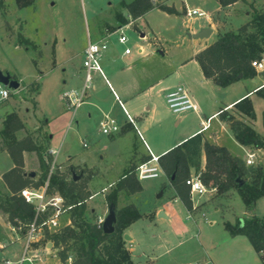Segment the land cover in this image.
Masks as SVG:
<instances>
[{
  "label": "rangeland",
  "instance_id": "obj_1",
  "mask_svg": "<svg viewBox=\"0 0 264 264\" xmlns=\"http://www.w3.org/2000/svg\"><path fill=\"white\" fill-rule=\"evenodd\" d=\"M121 1L131 2L132 0H34L31 6L23 9L18 8L15 0H6L5 9H0V68L3 72H9L24 81L21 83V86L24 87L23 90H13L9 100L0 101V131L4 127L7 115L15 112L26 126L25 131L17 134L18 139L24 135L32 134L33 137L34 135L36 137L39 134L38 143L44 145L45 138L47 136L52 137V146L59 152L58 164L66 163V158L69 156L68 158L72 160L74 165H81L74 167L75 171L78 176L86 177L88 189L89 183L92 184V193L94 194V198L91 197L88 202L89 212L91 209H95L97 213L101 214L104 210V195H108L114 189L116 180L122 176L129 166L132 146L127 144L126 140H118L117 137L115 138L116 142H114L115 139L112 136H116L117 133L113 135L103 134L100 115L97 111H93V109L90 111L91 118L87 115L88 107L86 106L79 108L75 113L74 109H68L67 103L61 96L63 92L76 90L80 93L84 89L86 70L83 67L84 57L82 52L90 40L96 42L101 40L110 41L111 39V43L116 49L125 47L118 45L120 30L116 31L122 27L117 14L126 13L119 4ZM154 1H156L155 4H170V0ZM175 2L181 11L178 17L172 16L171 19H165L159 18L155 14L151 17L154 18L155 24L159 27L163 24L162 38L169 41L165 44L167 51L165 57L156 52L154 53L156 61L164 62L166 70L171 72L175 70L179 61L190 52L191 43H194L187 37L188 29L198 28L206 24L204 18L194 17L196 19L192 20L187 18V11L199 8V10L211 13L215 19L218 17L223 18L225 14L224 12L218 14L215 11L218 6L213 0H175ZM252 6L262 9L264 0L240 1L226 16L225 28H238L244 24L249 19L247 14L249 11L252 12ZM126 17L132 21L131 17ZM166 25L172 27L167 32L165 31ZM124 32L130 39L128 46L131 47L133 53H138L140 46L150 47L149 35L146 34V40L144 37L142 39L141 34L144 32L134 29L131 22L129 27L124 28ZM20 33L30 39L37 46V49L20 45L18 39ZM182 37H185L184 42ZM111 48L114 49L109 42V49ZM55 51L58 53L57 60L55 59ZM114 54L109 50L104 53L100 61L102 69L104 68V61L107 60L109 55ZM102 76L101 72L93 73V81L87 90L88 95L93 93L94 88H97L99 90L103 89L102 93L104 92L108 96L109 92H106L108 84ZM38 78H40L39 83L42 84L40 95L37 93L38 91L31 89L30 85H25ZM64 81H66V84ZM171 84L176 87L177 81H172ZM246 88L250 91L254 88L249 79H245V81L232 86V88L220 89L219 94L216 95L219 103L213 102L211 108L207 110L206 116L218 111L220 104L236 103L242 96L240 92L246 90ZM37 96L36 100L39 105L36 111L35 98ZM252 102L256 116L255 126L258 133L264 138V99L253 92ZM146 113L147 111L144 115ZM159 114L161 117L159 123L153 125L148 133L144 132V129L138 125L139 132L142 133V139L138 145L142 152L147 153L146 148L151 146L150 136L154 140L161 141L165 139L167 141V139L177 140L178 137L185 134V131L189 132L195 128L199 132L201 131L199 118L194 112H188L184 115L185 119L181 127L176 126V116L173 115L167 104L159 105ZM36 125L39 128L30 132ZM212 125L211 132L220 133L218 142L227 147L231 153L239 157H246L247 150L236 143L227 126H224V131H221L223 125L217 121ZM84 143L87 144V147H84ZM45 159L49 162L50 172L59 169L58 166L54 165V158L50 156L49 147L46 149ZM146 159H138L134 163L138 166ZM10 161V159L0 155V168L2 170L8 168ZM255 162L256 164L252 167H260L264 173V152L257 154ZM85 163L90 168H83L82 166ZM35 169L37 172L34 178L37 181L42 176V170L38 165ZM68 170H70L69 167L64 171ZM247 179L249 182L252 180L251 174H248ZM160 183V179L141 182L142 191L132 197V202L140 212L148 213L158 203L155 193ZM0 192L4 195H10L5 186H1ZM120 195L123 196L124 193ZM197 197L195 198L197 199ZM127 201L126 196V201H122V203L126 204ZM219 202L222 203L223 208L228 209L225 214L229 217L233 215L243 220L250 219L251 215V218L264 216V196L257 201L252 213H247L241 196L236 192H232L229 197H224ZM122 203L120 206H122ZM207 206L209 208L215 207L213 203H208ZM208 218L212 217L208 216ZM67 219H69L68 211L62 216L63 227H65ZM4 220L8 222V217L4 216ZM16 230L20 232L18 229ZM163 230L164 227H156L147 218L138 221L130 229V235H133L135 240L132 244L134 254L136 256H146L149 259L159 258L156 264H164L165 262L168 263L170 257L180 256L183 249L190 250L191 248L192 250L195 244L194 241H187L183 246H178L179 240L168 237L163 233ZM130 235L127 236L130 237ZM188 238L189 235L186 236V239ZM47 241L45 235L41 245L44 247ZM20 246L18 243L11 249L9 248L2 254V257H11L15 251L20 249ZM172 247L171 256H167L165 251ZM2 257L0 256V264H4L1 261ZM186 261L191 264H201L200 258L192 255H188ZM70 263L72 261L68 259L65 264ZM37 264L63 263L55 253L50 252L45 255L44 263L38 261Z\"/></svg>",
  "mask_w": 264,
  "mask_h": 264
},
{
  "label": "trees",
  "instance_id": "obj_2",
  "mask_svg": "<svg viewBox=\"0 0 264 264\" xmlns=\"http://www.w3.org/2000/svg\"><path fill=\"white\" fill-rule=\"evenodd\" d=\"M5 1L0 0L1 10L5 9ZM217 1L226 7L240 0ZM15 2L18 8L23 9L31 6L34 0H15ZM120 5L133 20L141 18L154 8L170 15L179 14L173 6L154 5L152 0H133L128 4L121 2ZM251 8V21L237 31L221 35L215 43L195 57L205 77L212 79L222 88L241 79L254 77L257 71L252 66V62L264 59V9H257L254 6ZM117 18L122 27L131 22L122 12L117 14ZM18 39L20 45L37 49V46L22 33L19 34ZM240 76L242 78H239ZM30 86L31 89L38 91V83L33 82ZM257 94L264 99V87L260 88ZM235 107L238 112L250 120L256 119L249 96L239 101ZM219 116L230 124L235 139L240 145L253 150L264 149V138L252 125L236 119L224 109L219 112ZM24 129L25 124L22 119L13 112L7 115L4 127L0 131L1 150L7 151L15 164L12 170L3 175V181L10 195L0 192V211L8 216L9 223L16 228L22 227L23 232L27 231V226L36 218V210L33 205L26 203L21 196V191L25 188H40L48 181V192L59 194L65 199V209L71 221V224L56 233L45 231L46 239L52 242L54 248L58 250V256L63 264L68 259L72 260V264H138L133 261L126 246L125 231L142 219L143 214L133 204L119 207L118 203L121 193L130 196L142 191V185L137 177V169L141 164L137 166L132 160L117 180L114 189L106 195V203L115 217L114 231L106 233L103 226L98 227L96 224V215L89 212L88 201L92 194L88 189L86 177L81 176L75 180L73 178V173H76L74 167L64 172L57 169L51 173L49 162L45 159L49 144L48 136L44 140V145L39 144L32 134L18 139L17 134ZM25 152L37 155L42 170V176L37 181L26 175ZM203 153L206 157L205 171H201ZM151 160L152 157H148L145 163ZM158 162L177 197L189 210L193 208V201L186 181L191 176L192 168L200 175L207 188L216 189L217 195L236 191L249 211L264 196L262 168L247 166L244 160L233 156L225 147L204 141L200 134L174 147L159 157ZM248 174H251L250 182L247 179ZM239 178L245 180L246 184L240 186L237 182ZM47 216H43L40 222L44 221ZM225 228L231 236H246L257 253H264V217L238 219L234 224L226 222Z\"/></svg>",
  "mask_w": 264,
  "mask_h": 264
},
{
  "label": "crops",
  "instance_id": "obj_3",
  "mask_svg": "<svg viewBox=\"0 0 264 264\" xmlns=\"http://www.w3.org/2000/svg\"><path fill=\"white\" fill-rule=\"evenodd\" d=\"M153 1L154 0H152V2ZM213 1L218 6L215 11H217L218 14L222 12L225 13L223 18L218 17L217 19H215L211 13H207L203 11L208 15V18H205L206 24L201 25L198 28L192 27L188 29L187 37L191 42L194 43H191L190 52L179 61L175 70L172 72L166 70V66H164L165 65L164 62L156 61L157 59L154 53L156 52L161 56L165 57L167 54L165 44L168 43L169 41H167L165 38H162L163 24L159 27L157 24H155L154 18L151 17L154 14L159 18H165V19H171L172 16L178 17L181 11L180 8L176 6L175 0H170L169 1L170 4H168L167 6L170 7L173 6L179 12L178 15H170L157 8H154L148 13H146L144 16H142L141 18H138L136 20L132 19L131 26H133L134 29H138L144 32L141 34L142 39L144 37V39L146 40L147 38L146 34L149 35L148 40L150 42L149 43L150 47L145 48L144 46H140L138 53H133L132 51V54L127 56L124 55V50L126 47L124 48L121 47L119 49H116L114 45H112L110 39L111 47H113L114 49L111 48L109 49V51L115 54L111 56L109 55L107 60L104 61L103 69L105 70L103 71L102 69L103 71L102 77L103 79H105L106 83L108 84V87L106 89V92H109L108 96H106L104 92L102 93L103 89L99 90L97 88H94L93 93L87 96V98L79 108L83 106L88 107L87 115L89 116V118L92 117V114L90 113L92 109L93 111L94 110L97 111V113L100 115L99 116L100 125L105 121L107 117L117 122L121 130L119 133L116 134V136L113 135L112 138L115 139L117 137L118 140H126L127 144L132 146V154L130 156L129 164L132 160L137 161L138 159L142 160L148 157L159 158L168 151H170L171 149H173L174 147L184 143L186 139H189L197 134H200L203 137L204 141H207L219 147H225L220 142H218L220 140V133L211 132L213 126L212 124L215 121L223 125L221 131L222 130L224 131V126H227L232 137L236 141L234 133L231 130L230 124L228 122L223 121L219 116V112L222 109L231 113L233 116L236 117V119L252 125L254 129L257 131L255 126V120H250L249 118L238 112L235 105L246 96H249L252 100V93L253 92L257 93V91L260 88L264 87L263 72L257 71V74L254 77L249 78L251 85H254L252 91L248 90L247 88L244 91L242 90V92H240L241 93L240 95L242 96L237 100L236 103L220 104V106H218V111H215L212 115L206 116V112L208 109L211 108L212 103L218 102L216 95L219 94L220 89H222V87L218 86L212 79H208L205 77L195 57L201 51L205 50L213 43H215L221 35L227 32L237 31L240 27L251 21V17H252L251 12L249 11L247 14V16H249V19L244 24H242L238 28L226 29L225 28V25L227 23L226 16H228L231 13L234 6H236L242 0L226 7H223L217 0H213ZM121 2H125L127 4L131 3L126 1H121ZM155 3L153 4L155 5ZM193 9L199 10V8H193ZM257 9L260 8L257 7ZM123 14L124 16H129L127 11L126 13ZM187 18H189L190 20L196 19L194 17L192 18L187 17ZM171 28L172 27H170L169 25H166L165 31L167 32ZM207 28L211 29V35L209 37L197 38V39L192 37L193 35ZM184 40L185 37H182L183 42ZM119 44L120 43L118 41V45ZM120 46L123 45L120 44ZM86 47L84 48V50L86 49ZM128 47L131 48L130 46ZM84 50L82 52L83 57H84ZM140 50H142V52H140ZM57 57H58V53L57 51H55L56 60ZM38 80H40V78L36 79L33 82L38 83L39 88L37 93L40 95L42 84L39 83ZM19 81L21 83L24 82L22 78L19 79ZM172 81H177L176 87L172 86L171 84ZM243 81H245V79H241L238 82L226 88H232V86H236V84H240ZM33 82L27 83L25 85L28 86ZM64 83L66 84V81H64ZM179 87L184 88L188 92L191 100L197 105L198 111L197 112L191 111V112H194V114H196L197 117L199 118L200 121L199 128L201 129V131L199 132L197 128L189 132L185 131V134L178 137L177 140L167 139L168 142L165 141V139L161 141L154 140L150 136L149 140L151 139L152 144L151 146H148L146 148L147 153L142 152L138 145L140 140L142 139L141 137L142 133L140 134L139 132L140 129L138 128V125L144 129V132L148 133L149 129L153 125L159 123L161 118L159 114V105L160 104L168 105L167 102L168 95L176 91ZM71 91H76V90H71ZM38 96L35 98V102L37 105L36 111L38 110V105H39V102L36 100ZM61 98L63 99V94ZM68 109L71 108H69L68 106ZM146 111L147 113L144 115ZM76 112L77 110L75 111V113ZM75 113L73 114L72 117L73 121H74L73 118L75 116ZM187 113L180 115L173 113V115L176 116L175 123L177 127L182 126L183 121L185 119L184 115ZM209 118H211V122L209 123L208 128L203 129L201 123ZM131 119L133 120V123L130 122ZM38 128L39 127H37L36 125L34 126L33 130H31L30 132H33ZM23 131H25V129ZM25 136L27 135L22 136L20 139L24 138ZM39 138L40 135L38 134L35 137V139L39 142ZM51 139L52 137L49 138L48 147L49 150H53L54 152L57 153L56 156L53 157L55 166H58V168L62 172H64V170L68 167L73 168V167L81 166V165H74L72 163V160L68 158L69 156L66 158L67 159L66 163L58 164L57 157L59 155V152L55 148H53ZM114 142H116V139ZM236 143L240 145L237 141ZM240 146L247 150L248 152L247 155L252 152H255L257 154L260 152H264V149L253 150L249 147H245L242 145ZM225 148L231 153V151L227 147ZM231 154L244 161L247 159V155L246 157H239L238 155H235L233 153ZM0 155L5 156L6 158L11 160L9 166L7 165L8 168H5V170H2V168H0V188L1 186H5L6 189L9 191V189L7 188V186L3 181V175L9 172L10 170H12L15 167V164L11 159L10 155L8 154V152L2 151L1 147H0ZM24 163H25L24 169L25 172H27L26 174L32 172L36 173L37 170L35 168L37 167V165L40 167L39 160L35 153L25 152ZM82 167L90 168L86 163ZM249 167L255 168L252 166ZM205 169H206V157L203 153L201 171H205ZM191 176L193 177L197 176V172L193 168L191 169ZM158 179L161 180V183L155 193L158 203H156L154 205V208L148 213H142V212L140 213L143 214V218H147L151 222V224H154L156 227L159 226L164 227L163 233L166 234L168 237H172L173 239H178L179 240L178 246H183L187 241L195 242V244L192 247V250L191 248L190 250L183 249L181 251L182 256L177 255L175 257H170V259L167 261L168 263L165 262L164 264H191L186 261L188 255H192L193 257H199L201 260V264H264V253H257L253 245L251 244L249 239H247L246 236L243 235L231 236L225 228L226 222H230L234 224L236 223V219H238V217L233 215H231L230 217L226 216L225 212L228 209L226 210L225 208H223V205L222 203L219 202V200H222L224 197H229L230 194H232V192H236V191H231L225 195H217L216 189H210L209 192L207 193L209 195L206 194L203 197H197V199L195 198L196 200L193 201V208L189 210L183 204V202L177 197L175 190L173 189V187L171 186V184L166 179L163 173ZM141 182L143 181H140V183ZM89 191L91 192L92 197L94 198V194L92 193V184L90 183H89ZM132 197L133 195L127 196L128 201L125 204L124 202L122 203V201H126V195L125 194L123 196L120 195L119 203H118L119 206L121 203L122 206L120 207H124L130 204L135 205L132 202ZM208 203H213L215 207L214 208L212 207L213 209L209 208L207 206ZM255 207L250 211L247 210L246 207L245 208L247 213H252ZM90 212L94 213L95 215L97 214L96 215L97 219L101 218V219H105L106 221V219L112 214V212H111V208L106 203L105 195H104L103 213L102 214L97 213L95 209H91ZM0 213H1L0 243L2 246H4V248L0 251V256L2 257V254L9 248L11 249L14 245H17L18 243L21 245L20 249L15 251V253L11 257L1 258V261H3L4 264H6L5 260H15L16 257L21 255L25 244V239H24V232L23 231L18 232L9 223V221L5 222L4 216L7 215L2 213L1 211ZM208 216L212 218H208ZM251 217L252 215L250 216V218ZM137 222L132 224L125 231L126 235L128 234L130 235L131 233L130 229ZM62 224L64 223L62 222ZM69 224H71V221L70 219H67L64 226H67ZM187 235H189L188 239H186ZM126 241H127L126 246L130 251L132 259L135 263L156 264L157 261L159 260V258L149 259L146 258V256H140V255L136 256L134 254V247H132V244L135 242L133 235H130L129 240ZM38 246H39V248L37 249L38 251L35 250L32 253H30V255H34L36 252H38V254L42 258L41 261L39 262L44 263L45 255H47V253L50 252H53L58 256V252H57L58 250L55 249L53 246L51 247L50 242L48 243L47 246L48 249H44L42 245H37V247ZM172 252H173V247L168 248L165 251V254H167V256L168 255L171 256ZM37 262L34 263L26 262V263L37 264Z\"/></svg>",
  "mask_w": 264,
  "mask_h": 264
},
{
  "label": "built area",
  "instance_id": "obj_4",
  "mask_svg": "<svg viewBox=\"0 0 264 264\" xmlns=\"http://www.w3.org/2000/svg\"><path fill=\"white\" fill-rule=\"evenodd\" d=\"M188 17H197V18H208V15L198 9L188 10ZM129 25L120 27L116 31L120 30L119 43L125 46L124 55H131L132 49L128 47L130 42L129 37L125 34L124 28L129 27ZM115 31V32H116ZM114 32V33H115ZM109 40H101V41H89L86 49L84 50V62L83 67L86 70V78H85V86L82 92L70 91L63 93V99L69 106V108L74 109L75 111L82 105V103L87 98V90L90 87V84L93 81V73L94 72H103L102 67L100 65V61L103 58L105 52L109 50ZM142 52V50H140ZM252 66L258 72H264V59L257 60L252 62ZM24 87L14 90L10 89L3 84H0V101H6L10 99L12 91H20L23 90ZM167 102L170 109L175 114H184L187 112H197V105L191 100L188 92L179 87L173 93H170L167 97ZM130 122L133 123L131 119ZM211 122V118L202 122L203 129H207L209 123ZM101 130L105 135H113L119 133L121 128L118 126L117 122L113 119L106 118L105 121L101 124ZM84 147H87V144L84 143ZM51 156H56V152L53 150H49ZM257 158V153L252 152L247 155V159L245 160L247 166H253L255 164V160ZM157 157H152V160L147 163L141 164L137 169V177L140 181L153 180L158 179L162 175V169L160 168ZM55 165V162H54ZM54 167V166H53ZM53 171L51 170V173ZM186 185L190 188L192 201L195 200V197H203L209 192V188H207L201 178L200 175L195 177L190 176V178L186 181ZM48 181L40 188H26L21 191V196L24 198L26 203L33 205L36 210V218L35 220L27 226V231L24 232L25 244L20 256L16 257L15 260H5L6 264H24L26 262L34 263L37 261H41V256L36 252L34 255H30L33 251L37 250L41 245V242L44 240L45 231L47 230L49 233H56L61 228H63L62 224V216L66 212L65 209V199L59 194H50L48 192ZM48 215L47 218L43 220L42 217ZM105 223V219L98 218L96 224L98 227L103 226ZM14 229H18L22 231V227H14ZM48 241L44 244V249H48ZM51 247L53 243L50 242ZM54 247V246H53ZM4 248V246L0 243V251ZM38 251V250H37Z\"/></svg>",
  "mask_w": 264,
  "mask_h": 264
},
{
  "label": "water",
  "instance_id": "obj_5",
  "mask_svg": "<svg viewBox=\"0 0 264 264\" xmlns=\"http://www.w3.org/2000/svg\"><path fill=\"white\" fill-rule=\"evenodd\" d=\"M153 3H155V1H153ZM211 35V29L207 28V29H203L201 32L193 35V38H207ZM264 75V72H263ZM239 78H242V76H240ZM0 84H3L4 86L9 87L10 89H18L20 88V81L18 79L17 76L12 75L9 72H3L0 68ZM28 175L30 178H34L36 176V173L32 172ZM73 178L75 180H78L79 178H81V176H77L76 173H73ZM237 182L239 183L240 186H243L246 184L245 180L242 179H238ZM115 221V217L113 216V214H111L105 221L103 227H104V231L106 233H112L114 231V227H113V223ZM126 240H129V236L126 235L125 237Z\"/></svg>",
  "mask_w": 264,
  "mask_h": 264
}]
</instances>
